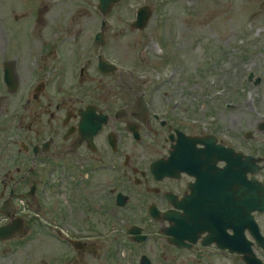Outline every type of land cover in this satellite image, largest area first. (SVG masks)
I'll use <instances>...</instances> for the list:
<instances>
[{
    "label": "flooded vegetation",
    "instance_id": "af4514ba",
    "mask_svg": "<svg viewBox=\"0 0 264 264\" xmlns=\"http://www.w3.org/2000/svg\"><path fill=\"white\" fill-rule=\"evenodd\" d=\"M28 10L27 33L47 29L46 66L32 50L15 112L33 101L37 110L28 135L14 133L20 175L2 180L0 222L21 215L27 240L47 225L62 246L46 264H264V87L233 100L224 88L205 91L212 106L201 119L181 108L187 98L156 86L143 51L127 64L111 54L118 45L132 51L121 44L127 30H140L132 9L121 22L116 6L100 0H46L35 16ZM1 70L0 110L21 82L17 58ZM242 82L262 84L264 72L249 70ZM7 146L0 139V156ZM53 203L47 215L42 207Z\"/></svg>",
    "mask_w": 264,
    "mask_h": 264
},
{
    "label": "rangeland",
    "instance_id": "374dc122",
    "mask_svg": "<svg viewBox=\"0 0 264 264\" xmlns=\"http://www.w3.org/2000/svg\"><path fill=\"white\" fill-rule=\"evenodd\" d=\"M143 2L153 7L154 15L149 24L142 31L127 30L125 37L121 38L122 45H130V53H126V47L118 45L115 53L111 54L127 64L126 58H132L131 62L136 63L135 55L143 51L150 59L151 67H156L151 75L156 86L167 89L170 99L174 96L177 101L187 98L188 106L182 102L181 108L189 107L192 110L190 114L203 119L208 112L206 109L212 106V100L204 94L205 91L224 88L225 94L233 100L237 99L239 91L264 87V83L242 82L249 70L262 69L264 72V0H121L116 5L118 21L129 15L127 8L132 9L134 17L137 6ZM45 3L46 0H0V94L7 93L1 74L3 60L17 58L21 74L20 89L6 94L10 98L0 110V139L8 145L0 156V189L4 178L16 180L20 175L13 170L19 158V145L14 133L28 135L32 128L31 118L37 110L38 102L33 101L30 107H21L15 112L33 72L28 65L33 57L30 54L32 50L43 53L41 67L46 66V26H42L39 32L28 34L27 19L22 14L29 8L28 11H33L35 16ZM15 16L19 17L15 19ZM20 39L23 42L17 47L15 41ZM165 62L164 74L162 67ZM131 82L134 88L138 87L139 81L135 77ZM192 92L198 94L195 102L190 96ZM195 106L203 112L196 113ZM233 128L238 129L236 125ZM23 155L20 158L28 157ZM13 182L10 181L8 188ZM59 199V205L65 203ZM56 206L57 203H53L48 210L45 207L42 210L50 215ZM44 227L42 233L32 239L27 240L26 235H21L22 230L12 241L0 244V264H46L52 248L62 245L45 234V230L49 232L50 229L47 225Z\"/></svg>",
    "mask_w": 264,
    "mask_h": 264
},
{
    "label": "water",
    "instance_id": "95a60500",
    "mask_svg": "<svg viewBox=\"0 0 264 264\" xmlns=\"http://www.w3.org/2000/svg\"><path fill=\"white\" fill-rule=\"evenodd\" d=\"M102 5L105 9L109 8V5L112 1L116 2L118 0H101ZM151 15V10L147 9L144 11L142 15V19L140 20V24L138 25L140 28L145 27L147 24L149 17ZM6 77L9 85L12 87V89H15L17 86L16 78L14 76V73L10 68L7 67L6 70ZM168 218L173 219V213H170L167 215ZM22 222L21 219H15L13 222L8 223L6 225L0 226V241L6 240L8 238L13 237L17 232L22 230ZM172 240V239H171Z\"/></svg>",
    "mask_w": 264,
    "mask_h": 264
},
{
    "label": "bare ground",
    "instance_id": "6f19581e",
    "mask_svg": "<svg viewBox=\"0 0 264 264\" xmlns=\"http://www.w3.org/2000/svg\"><path fill=\"white\" fill-rule=\"evenodd\" d=\"M15 73V72H14Z\"/></svg>",
    "mask_w": 264,
    "mask_h": 264
}]
</instances>
